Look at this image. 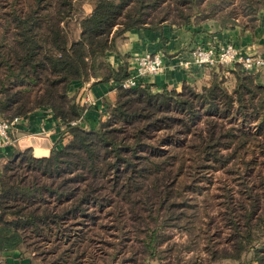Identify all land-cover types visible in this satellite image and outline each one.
I'll return each mask as SVG.
<instances>
[{"label": "trees", "instance_id": "16d2710c", "mask_svg": "<svg viewBox=\"0 0 264 264\" xmlns=\"http://www.w3.org/2000/svg\"><path fill=\"white\" fill-rule=\"evenodd\" d=\"M82 1L0 0V118L48 107L66 127L62 148L2 165L0 253L29 264H205L202 250L208 262L264 264L263 68L216 65L200 84L155 92L123 87L126 62L106 60L136 28L253 29L264 0H88L81 15ZM89 79L117 82L115 104L91 128L70 126L85 108L67 86Z\"/></svg>", "mask_w": 264, "mask_h": 264}, {"label": "crops", "instance_id": "0c3cea01", "mask_svg": "<svg viewBox=\"0 0 264 264\" xmlns=\"http://www.w3.org/2000/svg\"><path fill=\"white\" fill-rule=\"evenodd\" d=\"M232 43L244 55L264 56V10L260 11L253 29H222L215 21H206L197 25L178 27L163 24L157 29L136 28L127 31L123 37L115 40L114 48L106 52V60L115 68L126 62L127 73L135 71L134 57L149 52L162 55L163 70L149 76L145 82L153 91L165 88L179 90L184 82L200 84L209 78L211 68L192 67L185 71L177 64L179 57L187 56L196 45ZM264 74V68L261 70ZM117 82H101L91 79L88 82L72 81L67 86L69 95H73L79 105L85 108L80 126L91 128L98 120L99 113L106 104H115ZM85 98L91 103L82 104ZM65 125L55 118L48 107H42L22 116L12 125V144L0 140V175L4 162L18 151L29 149L35 157L47 156L50 150L62 148L65 140ZM0 264H29L28 258H20L17 252L0 253Z\"/></svg>", "mask_w": 264, "mask_h": 264}, {"label": "built area", "instance_id": "2783aa9c", "mask_svg": "<svg viewBox=\"0 0 264 264\" xmlns=\"http://www.w3.org/2000/svg\"><path fill=\"white\" fill-rule=\"evenodd\" d=\"M134 62V73L129 74L120 82L123 87L143 86L149 76L157 75L163 70L162 55L159 52H145L136 55ZM177 64L185 71L191 70L192 67L212 68L216 65L234 66L238 64L246 72L257 73L264 68V56L258 54L244 55L230 42L224 45H196L188 51L187 56L179 57ZM87 103H91L89 98H85L84 102H82L84 105ZM82 117L69 122L68 125H80ZM21 118V116L14 117L10 122L0 118V140L3 143L12 144L15 141L10 135V130L12 125L19 122Z\"/></svg>", "mask_w": 264, "mask_h": 264}, {"label": "rangeland", "instance_id": "374dc122", "mask_svg": "<svg viewBox=\"0 0 264 264\" xmlns=\"http://www.w3.org/2000/svg\"><path fill=\"white\" fill-rule=\"evenodd\" d=\"M238 1L239 0H235V2H238ZM82 8H83V12H82L81 15L89 14L91 12V10H92L91 4L89 3L88 0H83L82 1ZM79 14L80 13H78V10L77 11H73V15H72L73 16V18H72L73 22L75 21L74 18H78L79 17ZM238 18L242 19V20H246V18H243V17H238ZM223 67H227L228 68V67H232V66H223ZM89 80H85L84 82H87ZM65 128H64V132H65ZM64 137H66V134H65ZM215 176L222 177L223 174H222V172L218 171V172L215 173ZM224 177L225 176H223V178ZM217 183L220 185L222 183V181H221V179L217 180V177H216V178L213 179L212 183L208 184V193H209V195H215V193L217 192V189H218ZM211 213H213V211ZM213 214H216V213H213ZM204 220H205L204 223L208 222V218H205ZM171 233H172L171 239H172L173 242H176L178 244H180V243L182 244L184 242H187V236L188 235H187L186 231H183L181 229H172ZM201 246L203 247V244ZM182 254L184 256V260L195 259L194 258L195 252H193V251H183ZM198 254H200L199 258L204 259L205 264H246L247 263V262L241 263V262H238V261H235V260H231V259H224V260H219V261H216V262H208V261H205L206 258H205L204 251L201 250ZM248 257L249 256L247 255L246 259ZM149 264H158V262L157 261H150Z\"/></svg>", "mask_w": 264, "mask_h": 264}]
</instances>
